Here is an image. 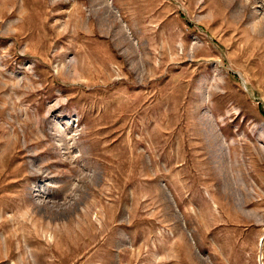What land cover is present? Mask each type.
<instances>
[{"label":"rangeland","instance_id":"obj_1","mask_svg":"<svg viewBox=\"0 0 264 264\" xmlns=\"http://www.w3.org/2000/svg\"><path fill=\"white\" fill-rule=\"evenodd\" d=\"M0 264H264V0H0Z\"/></svg>","mask_w":264,"mask_h":264}]
</instances>
